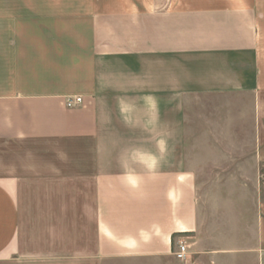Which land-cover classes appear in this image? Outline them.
<instances>
[{
  "label": "crops",
  "instance_id": "0c3cea01",
  "mask_svg": "<svg viewBox=\"0 0 264 264\" xmlns=\"http://www.w3.org/2000/svg\"><path fill=\"white\" fill-rule=\"evenodd\" d=\"M0 145V264H264V0H0Z\"/></svg>",
  "mask_w": 264,
  "mask_h": 264
},
{
  "label": "built area",
  "instance_id": "2783aa9c",
  "mask_svg": "<svg viewBox=\"0 0 264 264\" xmlns=\"http://www.w3.org/2000/svg\"><path fill=\"white\" fill-rule=\"evenodd\" d=\"M83 101L82 97H76V99H68L66 101V105L69 107H75L76 104H79ZM173 252L175 253L176 257L181 260H186L189 252L188 246L185 242H179L178 245L174 248Z\"/></svg>",
  "mask_w": 264,
  "mask_h": 264
},
{
  "label": "rangeland",
  "instance_id": "374dc122",
  "mask_svg": "<svg viewBox=\"0 0 264 264\" xmlns=\"http://www.w3.org/2000/svg\"><path fill=\"white\" fill-rule=\"evenodd\" d=\"M3 147H1V145H0V150L2 149Z\"/></svg>",
  "mask_w": 264,
  "mask_h": 264
}]
</instances>
